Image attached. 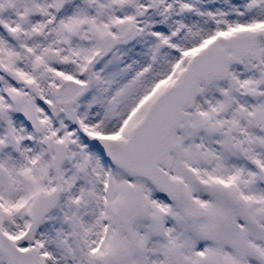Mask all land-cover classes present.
<instances>
[{
	"label": "snow or ice",
	"instance_id": "6c2138e0",
	"mask_svg": "<svg viewBox=\"0 0 264 264\" xmlns=\"http://www.w3.org/2000/svg\"><path fill=\"white\" fill-rule=\"evenodd\" d=\"M0 264H264V0H0Z\"/></svg>",
	"mask_w": 264,
	"mask_h": 264
}]
</instances>
